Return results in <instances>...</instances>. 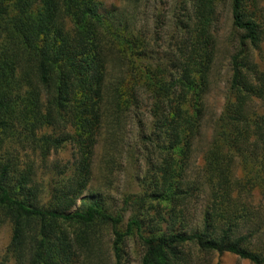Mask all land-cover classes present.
<instances>
[{"label": "trees", "instance_id": "16d2710c", "mask_svg": "<svg viewBox=\"0 0 264 264\" xmlns=\"http://www.w3.org/2000/svg\"><path fill=\"white\" fill-rule=\"evenodd\" d=\"M170 7L167 38L152 40L129 21L136 14L102 0H0V229L11 232L0 264H125L132 238L140 264H191L195 253L264 264V3ZM225 65V102L203 147ZM99 148L105 176L115 154L139 173L144 163L121 209L89 191Z\"/></svg>", "mask_w": 264, "mask_h": 264}, {"label": "rangeland", "instance_id": "374dc122", "mask_svg": "<svg viewBox=\"0 0 264 264\" xmlns=\"http://www.w3.org/2000/svg\"><path fill=\"white\" fill-rule=\"evenodd\" d=\"M109 8H117L120 15L122 16H130L129 14H136L137 19L130 20L134 27L138 32H142L148 35L149 38L154 40L158 33L161 34L160 38L166 39L167 35L164 34V30H170L171 24L169 23L171 20L170 13V3L172 0H148L144 2L141 6L138 7L137 10L133 9L132 6L129 5V2L125 0H102ZM264 3V0H262ZM126 10L128 14H126ZM230 10L228 7L223 8L220 11V22H219V36L221 38V42H226V38L231 32V18H230ZM163 26L162 31H158L159 27ZM224 46H226L224 44ZM223 56H226L225 48L221 46ZM256 59L261 66V69L264 70V42L262 43L261 50L255 53ZM226 64V62H225ZM219 83L213 86L212 91L209 95V106H208V120L205 124L202 140H200V146H205L207 142L210 140L212 135V119L220 114L224 102H225V94H226V80H227V65L222 71V75L218 77ZM142 109V114L147 118L148 111L146 104ZM134 120L130 121L129 126L126 129V137H125V145H129L130 141L134 142L136 127L134 125ZM103 143L100 144L101 147ZM103 153V149L99 148L98 158L96 161V170L95 177L93 183L90 188V192H98L103 195L105 201L116 209H121L124 207V199L129 193H134L139 191L138 179L137 175L141 174L144 169V163L141 162L143 169L141 168V173L136 172L135 168H137V164L130 166L128 162L123 161V157L120 158L119 155L115 154L114 163H109L110 173L112 174H103L99 166L101 165L100 157ZM126 148H124V157L126 156ZM71 155V151L66 150L62 152L58 158L61 160L68 159ZM140 164V166H141ZM140 168V167H139ZM112 170V171H111ZM202 202H199L195 205L193 209V217L194 221H197L200 217ZM10 228L8 226H4L0 229V262L2 256L5 252V249L10 241ZM125 264H140V246L137 244L136 239H130L125 246ZM191 264H252L247 260H243L236 255L225 253V254H213V255H204L201 253H195V257L192 260H189ZM110 262V261H109ZM9 264H15L14 261H10Z\"/></svg>", "mask_w": 264, "mask_h": 264}]
</instances>
